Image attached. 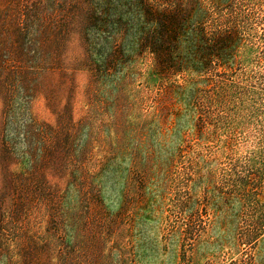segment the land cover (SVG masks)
Returning <instances> with one entry per match:
<instances>
[{
    "label": "rangeland",
    "instance_id": "374dc122",
    "mask_svg": "<svg viewBox=\"0 0 264 264\" xmlns=\"http://www.w3.org/2000/svg\"><path fill=\"white\" fill-rule=\"evenodd\" d=\"M0 264H264V0H0Z\"/></svg>",
    "mask_w": 264,
    "mask_h": 264
}]
</instances>
